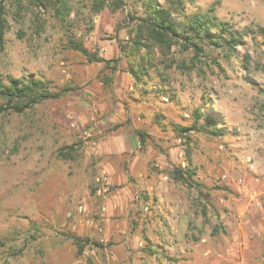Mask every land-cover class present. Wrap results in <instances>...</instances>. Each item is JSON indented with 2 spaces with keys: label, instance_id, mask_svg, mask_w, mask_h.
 <instances>
[{
  "label": "rangeland",
  "instance_id": "obj_1",
  "mask_svg": "<svg viewBox=\"0 0 264 264\" xmlns=\"http://www.w3.org/2000/svg\"><path fill=\"white\" fill-rule=\"evenodd\" d=\"M124 2L0 0V78L60 95L0 114V264H264V0H186L241 36L198 56L135 51Z\"/></svg>",
  "mask_w": 264,
  "mask_h": 264
},
{
  "label": "trees",
  "instance_id": "obj_2",
  "mask_svg": "<svg viewBox=\"0 0 264 264\" xmlns=\"http://www.w3.org/2000/svg\"><path fill=\"white\" fill-rule=\"evenodd\" d=\"M129 1L144 7L143 16L132 18V20L139 21L137 24L138 30L131 40L135 51H137L136 48L140 47L149 48V45L168 46V42L177 39L182 40L188 47H192L197 56L202 52L199 43L206 42L229 51L234 50L240 44L241 36L235 33L228 24L219 22L215 17L209 15L187 14L184 11L186 0H164L163 7L158 4L157 0ZM91 3V11L94 15H98L104 8L116 12L125 5L124 0H91ZM66 7V3L63 2L60 9L63 10ZM173 14L179 15L178 22L172 17ZM5 17L4 7L0 5V51L4 48V37L9 29ZM68 48L82 54L88 63H102L107 66L110 62L90 53L82 43L71 40ZM134 74L139 78L136 72ZM58 97H60L59 94L50 92L48 82L41 79L6 77V80H3L0 78V100L2 101L0 114L7 111L21 114L43 101L57 99ZM195 115L198 119V113ZM200 117H203V120L199 129L204 131L212 129L209 133L218 135V132H220L219 134H221V131L216 128V120L209 116ZM184 131H187V129H184ZM182 176L179 172L174 175L176 180H181L184 183ZM188 177H191V175L189 174Z\"/></svg>",
  "mask_w": 264,
  "mask_h": 264
},
{
  "label": "crops",
  "instance_id": "obj_3",
  "mask_svg": "<svg viewBox=\"0 0 264 264\" xmlns=\"http://www.w3.org/2000/svg\"><path fill=\"white\" fill-rule=\"evenodd\" d=\"M251 249H254V250H255V249H256V246H254V247L252 246V248H251Z\"/></svg>",
  "mask_w": 264,
  "mask_h": 264
},
{
  "label": "built area",
  "instance_id": "obj_4",
  "mask_svg": "<svg viewBox=\"0 0 264 264\" xmlns=\"http://www.w3.org/2000/svg\"><path fill=\"white\" fill-rule=\"evenodd\" d=\"M97 181L99 182L100 180H99V179H97Z\"/></svg>",
  "mask_w": 264,
  "mask_h": 264
}]
</instances>
